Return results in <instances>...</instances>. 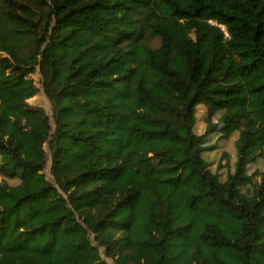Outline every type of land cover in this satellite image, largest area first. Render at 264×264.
Segmentation results:
<instances>
[{"label":"trees","instance_id":"16d2710c","mask_svg":"<svg viewBox=\"0 0 264 264\" xmlns=\"http://www.w3.org/2000/svg\"><path fill=\"white\" fill-rule=\"evenodd\" d=\"M0 264H264V0H0Z\"/></svg>","mask_w":264,"mask_h":264},{"label":"rangeland","instance_id":"374dc122","mask_svg":"<svg viewBox=\"0 0 264 264\" xmlns=\"http://www.w3.org/2000/svg\"><path fill=\"white\" fill-rule=\"evenodd\" d=\"M29 102L36 105H42L45 107V109L48 111V114L51 116L52 113L50 111V104L47 100V98L42 94V92L31 99H29ZM46 173L49 174V165L46 167Z\"/></svg>","mask_w":264,"mask_h":264}]
</instances>
